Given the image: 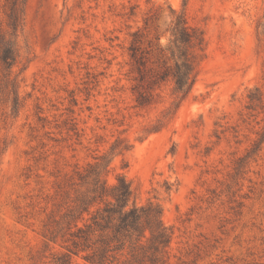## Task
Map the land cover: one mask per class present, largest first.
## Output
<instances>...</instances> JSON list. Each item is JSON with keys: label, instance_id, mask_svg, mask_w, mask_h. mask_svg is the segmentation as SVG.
Segmentation results:
<instances>
[{"label": "rangeland", "instance_id": "rangeland-1", "mask_svg": "<svg viewBox=\"0 0 264 264\" xmlns=\"http://www.w3.org/2000/svg\"><path fill=\"white\" fill-rule=\"evenodd\" d=\"M15 1L13 35L0 0L19 50L9 74L0 64V264L63 263L66 191L102 156L110 185L124 175L138 204L162 207L167 264H264V0ZM181 12L207 41L185 98L149 84Z\"/></svg>", "mask_w": 264, "mask_h": 264}, {"label": "trees", "instance_id": "trees-1", "mask_svg": "<svg viewBox=\"0 0 264 264\" xmlns=\"http://www.w3.org/2000/svg\"><path fill=\"white\" fill-rule=\"evenodd\" d=\"M16 5L12 0L7 9L13 35L18 31L22 13ZM168 31L170 36L166 44L161 42V37L156 38L157 49L166 58L149 84L160 86L172 81L175 91L185 98L198 80V66L207 44L205 32L190 25L184 12L175 14ZM131 35L129 52L140 73L135 79L142 81L141 68L147 61L141 44V30L136 29ZM18 55L16 36L7 39L0 33V64L8 74ZM254 95L256 93L252 94V100L258 97ZM137 100L144 105L152 99L139 92ZM263 140L264 131L257 146ZM109 162L102 156L101 161L78 171V181L71 182L74 192L66 191L67 206L59 223L68 254L62 255L61 264H65L71 254L81 253L93 264H167L173 230L163 220L162 207L151 201L138 204L131 183L124 175H119L117 182L110 185L104 176ZM52 238L57 239V235Z\"/></svg>", "mask_w": 264, "mask_h": 264}]
</instances>
